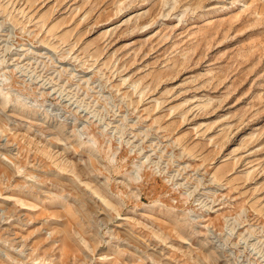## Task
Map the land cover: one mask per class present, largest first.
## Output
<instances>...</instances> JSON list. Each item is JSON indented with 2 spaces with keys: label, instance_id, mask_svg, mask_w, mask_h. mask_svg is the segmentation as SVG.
I'll use <instances>...</instances> for the list:
<instances>
[{
  "label": "rangeland",
  "instance_id": "374dc122",
  "mask_svg": "<svg viewBox=\"0 0 264 264\" xmlns=\"http://www.w3.org/2000/svg\"><path fill=\"white\" fill-rule=\"evenodd\" d=\"M0 264H264V0H0Z\"/></svg>",
  "mask_w": 264,
  "mask_h": 264
}]
</instances>
